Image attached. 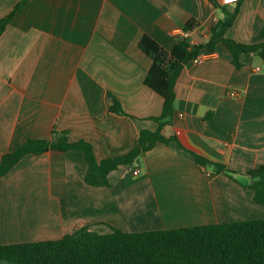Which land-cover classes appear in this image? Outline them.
Returning <instances> with one entry per match:
<instances>
[{"label": "crops", "instance_id": "1", "mask_svg": "<svg viewBox=\"0 0 264 264\" xmlns=\"http://www.w3.org/2000/svg\"><path fill=\"white\" fill-rule=\"evenodd\" d=\"M20 1L0 0V18ZM218 1L237 7L226 36L264 40V0ZM223 15L210 0H25L0 34V159L53 130L91 143L97 160L128 152L140 130L157 128L151 117L163 102L143 82L152 59L141 36L165 50L180 35L204 42ZM190 18L198 25L183 31ZM204 54L178 74L175 114L161 129L180 145L156 141L109 171V186L85 182L80 150L25 154L0 177V244L57 239L83 225L106 233L264 218L247 174L264 162V63L244 52L235 67L221 42ZM110 94L125 114L110 109ZM185 149L231 173L214 174Z\"/></svg>", "mask_w": 264, "mask_h": 264}, {"label": "trees", "instance_id": "2", "mask_svg": "<svg viewBox=\"0 0 264 264\" xmlns=\"http://www.w3.org/2000/svg\"><path fill=\"white\" fill-rule=\"evenodd\" d=\"M24 1L21 0L0 18V34L14 10ZM210 1L224 15L211 26L206 41L193 43L187 36L180 35L170 50H165L148 34H143L138 41L139 48L152 59L143 82L163 99L161 113L151 117L157 123L155 130H140L135 145L128 152L100 160L95 158L93 146L88 141H71L65 131L53 130L50 138H27L14 150L3 153L0 177L27 153L41 154L49 149L80 150L87 164L85 182L109 186V171L131 166L156 141L178 143L174 135L166 137L161 129L171 122L175 114L174 85L185 64L202 53L213 52L218 42L228 49L235 67L241 66L239 57L244 52L253 53L264 63V40L244 43L225 35L236 16L237 7L229 11L227 4ZM240 2L236 0L235 4ZM197 25V20L190 18L183 25V31H190ZM110 97V109L117 114H125L118 100L111 94ZM186 151L197 164L212 166L214 174L231 173L222 163L191 150ZM247 174L251 178L248 187L253 191V200L264 206V162L248 169ZM109 227L110 231L103 233L91 225H83L57 239L0 244V264H264V218L142 231Z\"/></svg>", "mask_w": 264, "mask_h": 264}, {"label": "built area", "instance_id": "3", "mask_svg": "<svg viewBox=\"0 0 264 264\" xmlns=\"http://www.w3.org/2000/svg\"><path fill=\"white\" fill-rule=\"evenodd\" d=\"M235 1H236V0H234V3H235ZM221 3L226 4V2H221ZM205 56H206V55H205L204 53H202V54H200L199 56H197V57L193 60V62H199V61H201L202 59H204ZM230 94H232V95H236V92H235V91H232ZM131 172H132L133 175L138 174V168H133V169H131Z\"/></svg>", "mask_w": 264, "mask_h": 264}, {"label": "rangeland", "instance_id": "4", "mask_svg": "<svg viewBox=\"0 0 264 264\" xmlns=\"http://www.w3.org/2000/svg\"><path fill=\"white\" fill-rule=\"evenodd\" d=\"M131 177L133 176V175H130ZM175 228V227H174Z\"/></svg>", "mask_w": 264, "mask_h": 264}]
</instances>
